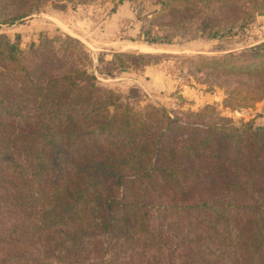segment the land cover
I'll return each mask as SVG.
<instances>
[{
	"label": "trees",
	"instance_id": "16d2710c",
	"mask_svg": "<svg viewBox=\"0 0 264 264\" xmlns=\"http://www.w3.org/2000/svg\"><path fill=\"white\" fill-rule=\"evenodd\" d=\"M44 1L0 0V22ZM162 56L114 52L98 72ZM85 58L67 35L27 50L0 35V264H264V124L134 110ZM203 66L226 108L264 102V43ZM207 113L224 123L190 120Z\"/></svg>",
	"mask_w": 264,
	"mask_h": 264
},
{
	"label": "rangeland",
	"instance_id": "374dc122",
	"mask_svg": "<svg viewBox=\"0 0 264 264\" xmlns=\"http://www.w3.org/2000/svg\"><path fill=\"white\" fill-rule=\"evenodd\" d=\"M39 7L13 24L0 22V35L18 39L23 50L41 34L78 39L86 54L85 67L98 85L116 93L120 104L134 110L151 104L168 112L213 108L234 125L249 120L253 126L264 124L263 101L226 108V96L216 84L220 80L212 67L203 66L225 53L242 55L264 43V0H45ZM216 29L222 36H209ZM147 35L162 42L147 43ZM131 51L163 56L156 63L110 76L98 72L100 59ZM206 115L190 120L224 123ZM100 254L92 252L90 257L96 261ZM112 255L122 258L123 254L116 250Z\"/></svg>",
	"mask_w": 264,
	"mask_h": 264
}]
</instances>
